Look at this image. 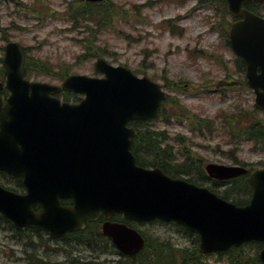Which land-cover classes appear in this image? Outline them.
<instances>
[{
	"label": "water",
	"instance_id": "95a60500",
	"mask_svg": "<svg viewBox=\"0 0 264 264\" xmlns=\"http://www.w3.org/2000/svg\"><path fill=\"white\" fill-rule=\"evenodd\" d=\"M227 1L231 13L243 18L230 31L233 49L247 65L257 108L264 110V18L245 8L250 1L264 0ZM3 64L11 96L4 104L0 95V170L23 177L29 194L0 186V212L17 227L64 235L102 212L109 217L123 213L140 222L174 220L197 231L203 253L264 242V169L251 171L254 194L250 204L239 207L207 188L136 165L130 148L137 132L127 124L157 116L166 99L160 85L102 58L96 67L104 79L70 76L62 87L30 82L17 43L7 45ZM62 90L87 97L79 105L61 104L51 95ZM206 169L217 179L247 173L239 166L209 164ZM58 182L68 184L53 186L60 191L55 199L42 198V190L51 187L46 185ZM59 197L74 198L75 206L61 207ZM39 203L44 209L35 213ZM104 230L125 253L135 254L144 245L142 236L124 225L107 224ZM260 258L264 262V249Z\"/></svg>",
	"mask_w": 264,
	"mask_h": 264
},
{
	"label": "rangeland",
	"instance_id": "374dc122",
	"mask_svg": "<svg viewBox=\"0 0 264 264\" xmlns=\"http://www.w3.org/2000/svg\"><path fill=\"white\" fill-rule=\"evenodd\" d=\"M71 1L0 0V58L6 43L17 41L26 49L29 63L47 62L55 72L66 69L69 74L101 77L95 69L100 56L114 66L129 67L136 75L162 85L167 80L175 87L164 86L171 97L164 118L142 128L166 137V145L173 148L177 162L184 160L183 152L191 151L201 166L216 163L264 168V145L262 149L244 137H228L225 130L219 129L225 114L235 116L242 110L255 109V95L245 85L239 59L227 45L225 25L232 19L229 14L223 15L216 3L200 5V0H107L103 8L109 6L113 11L107 17L108 23L99 27L97 22L74 21L70 17ZM257 10L264 14V7ZM91 52L99 56L90 57ZM32 80L58 85L62 82L45 76ZM224 80L243 83L216 90L215 85ZM182 108L200 123L175 117ZM261 119L264 120L263 113ZM204 176L200 169L183 174L200 185L225 188L208 182ZM0 184L14 187L1 176ZM135 227L147 237L150 246L161 243L175 254L181 250L192 254L196 249L195 239L172 223ZM93 234L88 231L77 236L93 238ZM244 251L248 254L242 258L244 263L259 255L254 247ZM150 257L153 259L149 264H173L169 259L156 261L154 253ZM124 258L101 248L95 252L73 239L50 241L44 233L38 236L28 231L16 232L0 220V264H101L104 260L110 264H140ZM230 259L215 255L203 259V263L231 264Z\"/></svg>",
	"mask_w": 264,
	"mask_h": 264
},
{
	"label": "trees",
	"instance_id": "16d2710c",
	"mask_svg": "<svg viewBox=\"0 0 264 264\" xmlns=\"http://www.w3.org/2000/svg\"><path fill=\"white\" fill-rule=\"evenodd\" d=\"M200 2L220 4L222 7L223 15L225 13L228 14L226 0H200ZM105 3L92 4L86 3L84 0H74L70 3L71 17L76 21L79 17V19L83 18L86 21L92 23L97 22L96 25L99 27L104 26L108 23L107 17L110 16V13L113 11V9H111L109 6L103 8ZM259 7L260 6L257 4L249 5L250 9L256 11ZM226 25L229 27V23H226ZM93 53L94 52H91L90 55L94 56ZM240 68L242 71H244L245 66L240 63ZM25 73L27 77L47 74L49 76H53L54 70L52 69V66L49 63L39 61L34 64L29 63L26 66ZM65 73H68L66 69L59 71L55 74L58 75L59 78H63L67 75ZM4 79L5 76L3 73V69L2 67H0V81H3ZM63 96H65L66 98H69V96H73L77 100L80 99L79 96L74 94H64ZM163 113L164 105L162 107L161 115ZM182 113L183 116L188 117L189 113L187 111L183 110ZM222 118L224 119V123L221 124L222 126H219V129L225 130L226 135L228 137H244L247 141L253 142L256 146H260L261 148H263L264 120L261 119L260 114L256 110H242L238 115L234 116L225 114L224 116H222ZM190 119L193 120L195 123H200L199 119L194 116H191ZM138 125H145V123H138ZM140 132L141 137L136 143L135 149L142 164L159 166L164 169L166 173L173 176L191 174L192 172L198 169H200L204 175L201 163L195 162L193 157H191L190 155L187 156V154L183 153L184 156H187L184 162H177L178 159L175 158L172 152V147L164 146L161 143L164 137L160 136L159 132L144 128H142ZM235 162H238V160H235ZM16 181L18 182V188H20L22 186L21 181L18 179ZM215 184L217 185V187L225 186V188L222 190L214 188L216 190V193H218L225 199H228L240 205L247 203L252 195V187L247 177H239L235 180L228 182H215ZM247 247H254L256 248V250L259 251L262 248V244L252 243ZM245 248L246 247H242L240 249H233L228 254V256L231 257V264H262L259 261L258 255H254L253 257L251 256V262L244 263L242 258L248 255L244 251ZM166 249H164V245L161 243H158V245L156 244L154 246H150V242H148L147 247L145 249V253L150 251V253H154L159 260L168 261L169 259V263L170 261H172L173 264H204L201 259V256L198 254L196 249L192 254H188L186 250L178 251L179 257H176V255L169 253L168 250L170 249Z\"/></svg>",
	"mask_w": 264,
	"mask_h": 264
},
{
	"label": "flooded vegetation",
	"instance_id": "af4514ba",
	"mask_svg": "<svg viewBox=\"0 0 264 264\" xmlns=\"http://www.w3.org/2000/svg\"><path fill=\"white\" fill-rule=\"evenodd\" d=\"M64 204H68V205H71L72 203H71V201H64ZM119 220H122V218L120 219V218H114L113 220H111L112 222H117V221H119ZM106 221H108L107 219H105V218H101L100 220H98V221H96L94 224H91V226H93L94 228V231L96 232V233H102V226H103V224H104V222H106ZM89 224V225H90ZM93 235H95V233L93 234Z\"/></svg>",
	"mask_w": 264,
	"mask_h": 264
},
{
	"label": "bare ground",
	"instance_id": "6f19581e",
	"mask_svg": "<svg viewBox=\"0 0 264 264\" xmlns=\"http://www.w3.org/2000/svg\"><path fill=\"white\" fill-rule=\"evenodd\" d=\"M234 197V196H233ZM82 241V243L84 244V243H86V240H81ZM90 249H92V248H90ZM149 255H151V253L150 252H148V255L147 256H145V257H140L139 259L138 258H133L132 260H134V261H139L140 262V264H149L148 262L150 261V260H152L153 258H149L148 259V256ZM125 259H131V258H124V260ZM156 261H160L158 258H154ZM111 262L110 261H108V260H104V261H102L101 262V264H110ZM87 264H93V263H87ZM98 264H100V263H98ZM164 264H166V263H164Z\"/></svg>",
	"mask_w": 264,
	"mask_h": 264
}]
</instances>
